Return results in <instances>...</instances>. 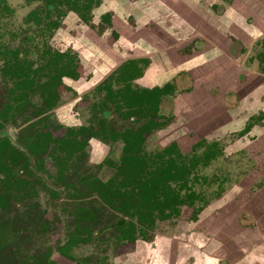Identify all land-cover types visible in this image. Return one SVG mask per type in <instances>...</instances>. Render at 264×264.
I'll use <instances>...</instances> for the list:
<instances>
[{
	"label": "flooded vegetation",
	"instance_id": "flooded-vegetation-1",
	"mask_svg": "<svg viewBox=\"0 0 264 264\" xmlns=\"http://www.w3.org/2000/svg\"><path fill=\"white\" fill-rule=\"evenodd\" d=\"M43 1L48 20L42 29L45 34L52 37L56 30L61 31L66 24L63 18L70 14L83 22L90 36L86 33L69 36V31L63 30L68 39L67 47H54L49 40L43 42L41 49L38 46V64L30 58L32 53L28 50L11 47L0 36L1 75L7 82L4 90L7 97L0 105V134L6 132L0 139H4L7 146L1 152L0 161L8 162L12 171L18 168L10 148V144L14 145V153L20 149L28 155L29 167L33 171L25 172L27 188L30 180L42 181L57 193L58 198L70 195L73 201L76 200L75 228L67 239L75 237L76 242L71 247L79 240L99 235L102 231L91 227L93 210L99 208L100 219L106 212L113 215L110 220L117 218L111 222L110 228L116 230L117 240L123 243L121 247L126 248L111 260L106 256L97 258L93 264H264V201L250 200L248 216L239 214L238 218L234 209L226 211L228 216L222 214L201 219L200 215L204 211L206 213L210 205L193 188L197 179L195 171L200 161L224 152L221 139L210 137L209 126L201 122L206 108L204 104L180 98L183 92L192 89L185 84L178 86L182 74L166 70L167 63L161 65L159 61L154 65L151 57L139 54L140 50L151 47L171 48L170 51L179 50L181 60L195 50L211 46L223 48L231 40L244 48L245 40L242 42L236 36L233 40L230 31L235 27H229L224 21L229 16L225 11L232 9L234 0H70L74 2L73 9L69 8L66 0H52L50 5L49 0ZM61 5L65 7L64 11ZM226 5L229 7L227 10ZM209 6L217 8L218 13L213 14L218 15L219 23L214 15L211 16L212 8ZM6 10L7 0H0V14ZM55 11L58 15L52 17ZM31 15L36 16L37 24L43 22L36 13ZM27 39L29 43L37 44L33 35ZM76 42L83 43L84 50L77 48ZM256 42L261 49L252 58L259 61L260 72H254L264 76V34L262 38L257 37ZM243 75L246 78L244 72L238 75L242 81ZM93 88L101 93L102 100L96 104L94 112L92 104L90 116L83 118L78 103L83 94H90L87 92H92ZM69 91L74 96L61 102ZM147 93L158 100L157 109L155 100L145 101ZM257 96H261L263 102L257 104L255 100L241 127L218 131L223 139L231 137L233 143L225 146L229 153L231 149L233 152L250 149L252 158L260 160L264 157V153H258V148L264 143L263 87L258 89ZM234 101L235 105L239 103L238 98ZM27 110H31V114L23 115ZM52 113L56 115V124L50 121ZM114 114L138 120L139 125L121 130L112 122ZM9 125L21 128L16 139L12 137ZM153 134L158 137L161 150L145 152L144 142ZM240 139L244 144L236 143ZM204 145L207 149L202 151ZM32 150L35 152L31 153ZM168 160L177 164L172 172L184 170L181 179L169 180L166 187L173 198L162 205L157 200L152 201L151 195L148 201L140 199L145 194L142 184L150 178H159L158 168L161 162ZM49 163L56 168V174L48 170ZM106 164L116 171L105 181L95 172ZM79 165L83 169L77 174L74 184L68 176L76 174L74 166ZM91 166L95 167L92 171ZM257 166L253 175L260 170ZM55 175L59 177L62 189L47 180L48 176ZM85 182L88 183V192L80 193L78 185ZM102 183L119 186L125 193L133 192L139 198L137 207L142 210L152 208L153 215H145L144 210L135 212L136 203L132 204L126 197L123 202L120 199L105 202L97 191ZM255 188H250L253 194L264 192V184ZM72 190L75 192L73 195ZM149 190L154 192L156 189ZM230 198L233 199L229 197L228 200ZM252 198L254 195L250 194ZM151 202L152 207L147 208ZM226 202L220 201L219 204L224 206ZM239 203L234 201V208L240 207ZM87 209L90 212L87 213ZM128 209L134 213H127ZM61 214L65 216L63 211ZM172 218L184 227L175 228L174 236L156 232L158 221ZM245 222L254 226V230L251 229L253 233H250L254 235H247L249 240L240 238L241 224ZM130 223L135 225L134 241L124 236V229ZM194 226L203 229L202 239L198 234L200 238H196L195 243L190 233ZM160 230L166 229L162 227ZM179 236L183 239L177 240ZM130 244H134L133 247H127ZM148 244L151 245L149 248Z\"/></svg>",
	"mask_w": 264,
	"mask_h": 264
},
{
	"label": "rangeland",
	"instance_id": "rangeland-1",
	"mask_svg": "<svg viewBox=\"0 0 264 264\" xmlns=\"http://www.w3.org/2000/svg\"><path fill=\"white\" fill-rule=\"evenodd\" d=\"M7 7L8 10H6V12L2 11L0 14V36H2V41L8 43L11 47L28 50L29 53H32L31 55L29 54L30 58H33L37 64L40 58L38 46L40 45L41 49L47 40H49L54 47H67L66 43L68 42V39H66V36H64L65 34L62 33L63 30H65V32L68 30L70 32H67L69 36H81L84 33L90 36V33L84 26L83 22L80 21L78 17L70 14L63 18L66 21V24L61 31L56 30L52 37L47 33L45 34L42 29L45 22L48 23V20L43 0H7ZM231 7L232 9L229 11V7L226 5V10H228L225 12L226 14H229V16L227 15L224 21L229 27H235L230 31L233 40L235 39V36L238 37V39L245 40L244 48L240 43L231 40L223 47V50L227 55L235 58L240 64L246 65L255 72H260L259 61L257 59L253 61L252 56H256L261 49V47L256 44V39L257 37L259 38V36L262 38L264 34V0H234V4ZM60 8L63 11L65 9L62 5ZM211 8V16L214 15V12L218 13L217 8ZM32 13H36L37 17L43 20L40 25L37 24L36 16H32ZM230 14H236V16ZM57 15V11L52 13V17H56ZM214 16L219 23L217 18L218 15ZM31 35L35 36L36 40L34 43L37 44L34 45L33 43L28 42L27 37ZM227 37H229V35ZM76 44L78 45L77 48L84 50L82 48L84 46L83 43L79 44L76 42ZM1 68L2 61H0V105L2 99H4L5 96L7 97V95L4 94L7 82L1 75ZM261 78V80L259 79V85L264 84V76H261ZM245 79L246 78L243 75V81ZM114 85L118 86L117 84ZM262 87L264 89V85ZM95 89L96 88H93L92 92H87L90 94L86 95L84 93L82 98H80L82 99L80 101L81 105L80 103H78V105L80 110H82L83 118L90 116L92 104L94 112L96 104H100L102 100L101 93ZM73 96L74 93L69 91L67 96H65L61 102L67 98L70 99ZM256 100L257 104L263 102L261 96H257ZM29 114H31V110L25 111V114L23 115L28 116ZM242 115L245 118L247 114L243 113ZM111 119H113V124L121 130L129 127H137L139 125L138 120L133 121L131 119L121 118L120 116L118 117L117 114L112 115ZM50 121L53 124L57 123L55 113H52ZM9 126L12 137L16 139V134L17 132L20 134L21 128L13 125ZM232 133L233 132H231L230 135ZM218 135H221L220 131L211 133L209 136L221 139L218 140H220V145L223 147L224 152L210 157L207 161H200L196 167L197 170L195 171L197 179L193 188L205 198L207 205H210L208 211L206 213L204 211L200 215L202 220H205L207 217L212 218L222 214L228 216V212L226 211H234V209L236 211L234 215L238 213V216L236 217L239 218V214H247L245 216H248L250 211V200L256 202L264 201V192L253 194V190H256V185L259 186L264 184V176L262 175L264 172V157L260 160H255L256 158H252L250 155L249 149L238 152H233L231 149L229 153L226 150V147L229 143H233V141L230 140L231 137L223 139L221 138L222 136L219 137ZM235 137L236 136L233 138ZM158 140V137L154 134L148 137L144 142V151L154 153L161 150V147L157 142ZM162 144L163 141L161 142V145ZM204 149H207V146L204 145L201 150L204 151ZM258 153L263 155L264 143L258 148ZM114 157L116 156L114 155ZM258 163H260L261 166ZM255 166H257L258 169L260 168L257 175L252 174V172L255 171ZM49 169L52 171L51 173L56 174V168H53L50 163L48 164V170ZM82 169L83 167L80 165L74 166L73 171L76 174L68 176L70 182L76 184L75 182L78 178L77 174L81 173ZM94 169L95 167L91 166V171ZM115 171L116 170L113 166L106 164L95 173L98 174L99 178L106 181L113 176ZM194 176L195 175H193V178H195ZM47 180L53 186L62 189L61 182L57 175L53 177L48 176ZM87 185V182L82 186L78 185L79 192L86 194V192H88ZM35 188L37 191H35ZM250 188L253 190H250ZM26 189L28 191H25V195L19 192L18 195L20 196L17 195V201L12 199L8 203V210L6 212L0 206V264H16L19 259H22V257L42 255L48 251V248H51L52 253L56 256L59 253L56 250V246L66 241L70 237V232L75 228L73 216L74 214H78L76 209V206L78 205H76V200L73 201L70 195L58 198L57 193H54L52 188L44 184V182L36 180H30L29 188L26 187ZM73 193H75L74 190H72V195ZM250 194L254 195V198L250 199ZM223 195L224 200L221 199V196ZM229 197H233V199L230 198L228 200ZM219 200L228 201L229 203L226 202L222 207L219 204ZM234 201H239L240 203L238 206L240 207L234 208ZM62 211L65 214V216H63L64 218L61 214ZM189 211L191 210L188 209V212ZM111 217H113V215L106 212L104 217L99 221L93 223L92 220L91 227L97 230L102 229V231L99 235L87 236L86 240H79L74 244L70 248L69 253L75 260L69 261L64 257H61L59 260L62 264H93L97 258L106 256L111 260L114 255L119 254V251L122 248H126L121 247L123 243L117 240L116 230L110 228L112 227L111 222L117 219L113 218L110 220ZM7 220L10 221V230L2 229L4 228L3 222ZM176 220L177 219L172 218L166 221H158L156 232H164L174 236L175 228L182 229V227H184L181 222H177ZM248 222L241 224L242 235L240 238L243 240H249V236L247 235H254L250 234L253 233L251 229H253L254 226ZM162 227L169 231V233L165 232L166 230H160ZM202 231L203 229L198 228L197 226L190 231L194 243L196 242V238H200L198 237V234L201 235L202 239ZM257 235L258 238H261L259 233H257ZM181 238L183 239L181 236L176 237L177 240H182ZM133 245L134 244H130L127 247H133ZM136 246L138 245L136 244ZM143 254L144 250L142 255Z\"/></svg>",
	"mask_w": 264,
	"mask_h": 264
},
{
	"label": "crops",
	"instance_id": "crops-1",
	"mask_svg": "<svg viewBox=\"0 0 264 264\" xmlns=\"http://www.w3.org/2000/svg\"><path fill=\"white\" fill-rule=\"evenodd\" d=\"M170 49L151 47L145 51L140 50L139 54L151 57L154 65L161 61V65H169L166 70L171 69L174 73L179 71L182 74L178 86L185 84L192 89L183 92L180 98L186 102L192 100L204 104L206 108L201 122H206L210 134L215 130L218 132L222 129L226 132L241 127L253 109L256 92L264 85H259L261 76L227 55L223 48L211 46L208 49L195 50L181 60L182 54H178L179 50ZM242 72L246 74L244 81L238 77ZM236 98L239 99L237 105L233 104ZM243 113L247 114L245 118ZM236 143L244 144V140H237ZM149 246L151 245L148 244V248Z\"/></svg>",
	"mask_w": 264,
	"mask_h": 264
},
{
	"label": "trees",
	"instance_id": "trees-1",
	"mask_svg": "<svg viewBox=\"0 0 264 264\" xmlns=\"http://www.w3.org/2000/svg\"><path fill=\"white\" fill-rule=\"evenodd\" d=\"M67 3H69V8L73 9L75 8L74 2L72 3L70 0H66ZM52 4V0H49V5ZM264 56V53H263ZM155 100V97L148 93L145 95V101L147 103H150V101ZM157 102L158 100H155V108L157 109ZM154 109V110H156ZM7 144H5L4 139H0V155L2 154V150L6 148ZM10 148L13 152V155L15 154V159H16V165L17 169L12 171L11 167L9 166V163L6 162L5 160L0 161V206L5 210V212L8 210V203L12 200L15 199L17 201L18 199V193H22L23 195L26 194V186L28 185V178L25 175V172L27 171H32V169L29 167V158L28 155L18 149L17 153H14V145L10 144ZM35 151L32 150L31 153H34ZM21 161V163H20ZM15 163V161H14ZM177 168V164L173 161H166V162H161L160 167L158 168L160 170V177L159 178H150L146 180L142 184L144 191V196L141 197L140 199L148 201L151 197H153V200L159 201L160 205L164 204L167 202L170 198H173L174 196L171 191L167 190V186L169 183V180L173 179H181L182 177V172L177 170V173L172 172L174 169ZM24 170V172H22ZM33 172V171H32ZM121 186V185H120ZM155 188L156 190L150 191L149 189ZM99 195L102 197V199L105 202H110L114 200H122L125 201L124 197H126L132 204L136 203V208L135 212L141 213L143 210L141 208L137 207V202H139V198L136 197L133 192H122L119 186H116L112 183L108 184H100V186L97 188ZM158 190V191H157ZM149 191V193H148ZM159 193V194H158ZM18 195V196H17ZM175 198V197H174ZM152 202L150 203L147 208L152 207ZM131 210V209H130ZM129 214H133L134 212H129ZM94 211L97 213L94 214ZM86 212H90L88 209ZM100 209L99 208H94L93 210V221H99L100 219ZM145 215L147 214L148 216L153 215V210L151 209H145L144 212ZM142 216V215H141ZM4 224V230H10V221L7 220L3 222ZM135 225L130 223L125 229L124 233L126 238L130 241H134L136 239V234L134 233L135 231ZM94 232V230H93ZM76 242L75 237L67 240L64 244H58L56 246V250L59 252L56 256L52 253V249L48 248V251L45 252L42 255L39 256H25L22 259H19L16 264H62V262L59 260L61 257H64L66 260H75L73 256L69 253V249L73 243Z\"/></svg>",
	"mask_w": 264,
	"mask_h": 264
},
{
	"label": "water",
	"instance_id": "water-1",
	"mask_svg": "<svg viewBox=\"0 0 264 264\" xmlns=\"http://www.w3.org/2000/svg\"><path fill=\"white\" fill-rule=\"evenodd\" d=\"M5 133H6V132L1 133V134H0V137H1L3 134H5Z\"/></svg>",
	"mask_w": 264,
	"mask_h": 264
}]
</instances>
